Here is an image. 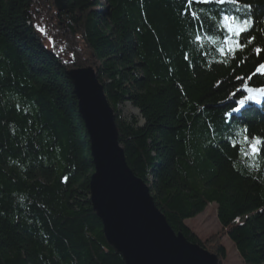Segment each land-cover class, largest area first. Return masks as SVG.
I'll return each mask as SVG.
<instances>
[{
  "label": "trees",
  "instance_id": "trees-1",
  "mask_svg": "<svg viewBox=\"0 0 264 264\" xmlns=\"http://www.w3.org/2000/svg\"><path fill=\"white\" fill-rule=\"evenodd\" d=\"M64 1L57 12L52 0H0V264H123L89 202L93 164L67 76L87 65L97 68L128 167L172 230L221 264L225 248L185 222L215 203L242 264H264V149L254 159L228 141L242 142L245 127L264 134V96L242 87L264 86L259 73L246 79L264 61L254 51L264 48V0H193L198 22L187 0ZM225 13L253 22L256 39L235 59L214 39ZM244 96L255 98L232 112ZM125 102L143 125L122 117Z\"/></svg>",
  "mask_w": 264,
  "mask_h": 264
},
{
  "label": "water",
  "instance_id": "water-1",
  "mask_svg": "<svg viewBox=\"0 0 264 264\" xmlns=\"http://www.w3.org/2000/svg\"><path fill=\"white\" fill-rule=\"evenodd\" d=\"M65 11L63 0H54ZM88 136L93 173L89 202L108 244L123 264H218V258L175 233L154 204L149 187L128 167L112 108L95 69L67 71Z\"/></svg>",
  "mask_w": 264,
  "mask_h": 264
},
{
  "label": "snow or ice",
  "instance_id": "snow-or-ice-1",
  "mask_svg": "<svg viewBox=\"0 0 264 264\" xmlns=\"http://www.w3.org/2000/svg\"><path fill=\"white\" fill-rule=\"evenodd\" d=\"M196 3L199 4H208L211 3L212 0H195ZM239 0H215L217 4H232L237 5ZM193 4V0H187L185 5V11L189 12L192 16L193 21H199L200 17L198 14L191 9L189 6ZM244 9L250 8V4H244L242 6ZM241 8H237V11H241ZM200 31H203L204 26L202 23H199ZM253 27V22L250 18L241 19V17L236 15L229 14H221L219 17V23L217 24V28L222 30L221 36L215 37L214 39H221V43L224 46L218 47L217 51L221 56H228L231 54L232 58L235 59L237 53L242 52L248 45L254 43L256 37L252 36L249 33V30ZM43 32V29H39ZM248 34L244 37V42H242L241 34ZM205 36H201L200 32H197L195 35V40L197 43H200L202 39H205ZM226 46V47H225ZM257 55H260L264 52V48L256 47L254 49ZM184 59L188 60L189 56L187 53L184 55ZM222 63H227V61H220ZM240 61H238L239 63ZM264 75V61H259L255 66V71L248 74L246 77L247 80H252L253 77L257 74ZM236 79H243L242 77H236ZM242 87H244L247 91L256 93L258 95L264 96V86L253 88L247 83H243ZM254 96H244L240 101H238V107L233 108L232 112L240 111V107H242L248 100L254 99ZM226 115H229L226 113ZM243 141L234 140L231 137L228 138V141L233 149H236L238 144H242L240 147V153L243 156H252L254 159L259 158L261 155L262 149H264V134L262 135H252L249 137L248 129L245 127L243 129ZM236 135H240V132L237 131Z\"/></svg>",
  "mask_w": 264,
  "mask_h": 264
},
{
  "label": "rangeland",
  "instance_id": "rangeland-1",
  "mask_svg": "<svg viewBox=\"0 0 264 264\" xmlns=\"http://www.w3.org/2000/svg\"><path fill=\"white\" fill-rule=\"evenodd\" d=\"M52 4H53V6H54V8L56 9L57 12H63V11H58L57 10V8H56V6L54 4V0H52ZM64 4H65V1H64ZM65 8H66V4H65ZM45 44H46V46H48L49 43L46 42ZM87 66H90L91 68L95 69V72H97V68L96 67H93L91 65H87ZM87 66H83V67H87ZM83 67H77V68H83ZM71 69H74V68H70L69 70H71ZM96 76H97V74H96ZM119 109L121 110L122 117L124 119H126L128 121L135 120L138 125H143L144 124V119L141 117L139 110L137 108H135L134 106H132L129 102L123 103L119 107ZM113 113H114V111H113ZM185 222H186L187 226L202 241L205 242L209 238V241L208 242L206 241L205 243H207L209 245H212V246H215V245L219 244V245H222L225 248L226 258H225V260H223L221 262V264H242V260L240 259L236 249L234 248V246L231 243V241L227 238V236L224 235V233H223V231L221 229V226L218 223V220H217V217H216V204L215 203L208 204L206 206L205 210L201 214L197 215L193 219H188Z\"/></svg>",
  "mask_w": 264,
  "mask_h": 264
}]
</instances>
